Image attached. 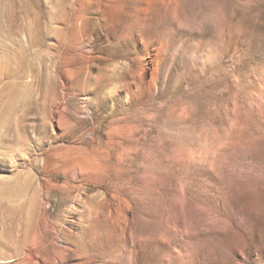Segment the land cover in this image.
I'll return each instance as SVG.
<instances>
[{
    "label": "rangeland",
    "instance_id": "1",
    "mask_svg": "<svg viewBox=\"0 0 264 264\" xmlns=\"http://www.w3.org/2000/svg\"><path fill=\"white\" fill-rule=\"evenodd\" d=\"M0 264H264V0H0Z\"/></svg>",
    "mask_w": 264,
    "mask_h": 264
}]
</instances>
